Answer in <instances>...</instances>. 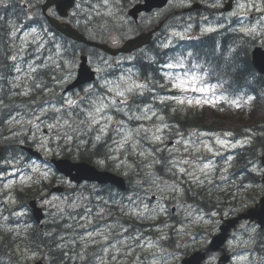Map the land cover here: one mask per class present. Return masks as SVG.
<instances>
[{"label": "rangeland", "instance_id": "1", "mask_svg": "<svg viewBox=\"0 0 264 264\" xmlns=\"http://www.w3.org/2000/svg\"><path fill=\"white\" fill-rule=\"evenodd\" d=\"M136 1L127 0L129 4H133ZM192 1L172 0L171 5L167 9L157 14L154 18L142 19L140 23L146 25L147 23L158 21L162 16H172L171 22L165 30L166 35L162 37L161 43L163 46L168 47L175 42V37L183 38L193 31L195 17L183 12ZM198 1H202L209 7L208 10L203 11L204 13L198 16L200 18L208 13V15H205L206 25L200 24L202 31L223 29L226 25L234 26L231 29L245 32L250 37L256 38L258 45L264 47V34H262L264 33V14L258 16L253 22L244 17L242 21H236V17L244 12L247 13V10L255 11L256 8L251 5L246 6L247 3L251 4L252 1L258 5L257 11L264 13L263 0H246L239 4L237 3L236 10L232 14H224L220 18L216 17L215 14H217L219 8V11L222 12V0ZM90 4L93 3L90 2ZM85 6L86 4L80 0L77 5L78 10L73 13L71 19L76 25H79L80 17H88V24L85 21L82 23L83 25H88V35H95L96 30L104 29L106 33L102 36L109 37L110 35L111 42L116 43L121 38L132 33V28L130 27H126L125 30L109 28L112 21L123 23L127 26L130 24L129 19L125 15L123 0H97L94 7L91 8L95 11L94 15H87L88 9L84 8ZM101 16L104 18H96ZM106 17L111 20H107ZM182 21L188 24L182 27L181 31H178L177 28H179ZM30 38H37L35 40L37 46L32 51L33 63L40 61L43 64L42 67L46 68L51 67L52 65L50 64L52 63H57L55 57L56 55L61 56L60 47L55 46V52L52 53L49 48L47 49L46 43L41 46L42 42L38 36L31 37L29 34H23L21 42L25 44ZM64 46L66 49L72 47L70 43H65ZM24 50L26 48H21L19 52L22 53ZM43 50H45L46 56H42ZM141 55L147 56L148 52L143 51L129 58L120 57L115 61H112L109 57L94 53V57L90 58L89 61L97 68L98 86L90 85L81 91L70 93L66 96L61 95L59 97L60 105L54 103L52 100L54 97L51 96L48 98L47 104L40 109L29 110L27 107H23L22 113L2 117L0 131H6L8 133L7 138L16 141V147L17 141H21L22 137H27L36 150L43 152L49 157L63 156L59 150V141H62L63 144H68V146L74 141L85 144L89 143V134L92 133L94 141H91L98 144L109 132H112L113 141L108 144L103 143V152L99 151L103 155L100 158L102 159L100 165L104 166L107 164L104 161H108L115 170L122 175H127L130 187L133 186L139 192H129L120 196L112 195V201L109 199L104 200L108 205L112 206V210L109 211L107 206L99 204L101 199L99 195L92 198V194L86 191L87 187H78L68 183L58 173L54 172L48 162L29 161L24 165V160L21 156L19 160L6 161L5 164H9V167H16V170L12 173L4 174L9 175L8 177L11 176V178L5 182H0V243L3 250V252L1 251L3 254L0 255V260L4 261L5 264H31L34 261L33 259L36 258L35 256H38L37 253H32L26 249H16L14 254L12 252L13 247L18 246L21 248L20 244H22L15 236L26 232L30 226L34 225L27 220L28 211L18 201L17 192L22 197L23 190L26 188L33 190L29 195L38 201L39 206L45 208L46 220L58 219L59 217L71 218L70 225L65 226L69 232L64 235H58V238L50 237L49 234L50 239L57 240L59 250L65 252L63 264H81L83 256L91 259L94 264L131 263L132 258L129 255L136 252L137 248L144 242L149 243L144 236L150 234L151 240L153 239V230L148 227V223L154 226L165 223L169 219L175 220L171 221L172 223L182 224L185 230L178 228L180 230L175 231L176 235L170 236L169 234L166 237V239L170 238L169 244L171 248L159 255L156 262L153 261L152 264H173L176 260L170 259V257L175 256L180 259L184 252L206 244L209 237L217 233L221 217H233V215L243 211L248 206H252L258 199L252 187H259L262 192L261 185L248 184L246 186L248 191H243L240 189V178H233L232 171H228L231 162L224 160L226 156H221L220 153L222 147L232 149L231 146L225 144V139L227 138L219 134L208 137L203 134L190 132L187 137L181 135L176 140L169 139L164 132L167 126L162 120L163 117L156 118L157 109L160 108L144 105L136 109L128 106V101L131 97L135 94H142L148 87L145 84V80H141L135 70L126 66L136 56ZM104 61H106V64H101ZM186 61V57L183 58L178 54L167 58L168 63L164 69L165 73H163L165 94L160 96V101H171L174 107L180 109L217 105L222 102L224 99L221 96L212 92L208 86L200 85L198 81L200 79L199 74L195 71L187 70ZM107 66H110L114 71V75L112 74L111 78L107 77ZM57 67V73L54 78L57 80L58 86L63 85L64 87L75 77L77 60L73 58V49H70L69 55L62 58V65ZM31 68L33 67L31 66ZM180 69L183 71H179ZM193 78H195V82L187 83L192 81ZM181 82H183L182 86ZM18 84V73L15 71L14 77L11 79V91L15 90ZM136 84L143 85V87L133 88L131 92L126 91L130 86ZM192 89L197 90L193 91ZM199 89H203V91ZM118 91H123L125 95L123 97L116 95ZM172 91L177 92L176 95L168 96ZM42 93L33 91L30 96V91L28 90L26 93L20 94L17 97V101L20 105L24 104L26 106L29 103L31 106H35L40 104V100L43 97ZM58 95H60V92ZM12 98L15 99L16 96H12ZM189 100L192 101L191 104L188 103ZM101 104L105 107L102 112L97 114L96 109ZM133 105L135 106L134 103ZM16 106L18 107V105ZM66 107L75 109L77 114L74 112L70 113L65 109ZM109 107L114 108L118 115L125 117L129 123L121 122L119 118L108 115ZM1 108H5L4 102L0 103ZM81 113L84 114L83 117ZM90 114L95 116L99 123H95L93 119H90ZM109 117L111 118L110 120ZM101 128L104 129L103 132ZM97 136L100 137L99 140H97ZM81 137H83V140H80ZM51 139H53V143L50 145ZM171 141H173L172 145L170 144ZM246 143L242 142V140L238 142L239 145ZM237 145L233 147L235 148ZM67 151H71V149L68 148ZM108 152L111 153V156L110 154L108 156ZM162 157L168 159L165 167L168 171L172 170L169 174L165 172L166 170L164 171L165 168L163 166H159V169L155 168L156 164L164 165ZM248 164H251L250 167L253 171L262 172L257 162L250 161ZM172 167L176 170H173ZM51 184H53L52 187L65 184L69 188L72 186L77 191L69 190L66 195L49 194L50 188L45 189L44 187H49ZM34 187L36 188L34 189ZM196 188H199L198 190L202 189L206 193L208 200L205 205L209 208L212 207L210 214L207 210H202L204 212L202 214L194 213L200 207L193 202L190 203L191 196L195 194V192L190 191ZM186 189L188 192L185 191ZM3 192H6L7 196H3ZM189 192L191 194H188ZM248 193L256 197L255 201L247 196ZM92 203L96 204V214L102 215L107 227L110 229L115 228L112 235L116 240H119L117 244L120 245L124 242L127 247H132L125 253L129 256L128 259L126 258L127 260L125 259V262L120 261L118 254L121 250L112 240L108 243L107 252L103 256L100 255V252L97 253L95 249L91 248L90 245L88 249L82 247L78 241L80 238L82 241L85 240L88 244H92L90 238H88L89 234L85 233V235H88H84L85 238L84 236L79 237L78 232L75 230L77 227L74 226V223L79 220V212L82 206L91 207ZM7 206L8 209L12 207L18 209L14 216L9 217V215H6ZM173 208L174 212H172ZM214 208H217L218 212H214ZM157 212L164 216L159 218V220L163 219L162 222L158 220L159 214ZM189 215L193 220H185L189 218ZM80 217L85 219V216L80 215ZM108 217L113 218L108 221ZM12 219L14 223L9 222ZM65 221L69 222L68 220ZM129 222L131 225H126L127 227L123 228L122 224ZM171 222L169 221L166 224L164 236L168 233L169 226H173ZM128 227H130L129 230ZM63 229L59 224H56L53 227L50 226L49 232H54L57 235ZM104 229L106 230L105 227ZM106 231L108 232V230ZM258 231L255 224L242 222L233 233L234 235L228 245L234 254L237 251L233 264H258V258L255 255H250L251 253H248L246 248L242 249L241 247L242 244L247 247L253 246L254 237L257 234H262ZM8 233L11 234L9 235ZM133 234L136 235L137 239H132ZM121 235H124V238ZM59 238L67 239L68 241L63 244ZM100 239L104 240L105 237L101 235ZM105 242L106 240L102 245ZM49 245H52V241L49 242ZM111 245L112 247L109 248ZM259 248L264 250L262 245ZM50 249L53 248L50 247ZM149 249L150 245H148L146 251ZM38 250L39 253L44 251L43 248ZM68 250H73L74 254H70ZM159 251L163 250L160 249Z\"/></svg>", "mask_w": 264, "mask_h": 264}, {"label": "trees", "instance_id": "2", "mask_svg": "<svg viewBox=\"0 0 264 264\" xmlns=\"http://www.w3.org/2000/svg\"><path fill=\"white\" fill-rule=\"evenodd\" d=\"M192 43L195 41L186 42V49L191 51V57L201 64L203 69L208 70L210 77H223L221 79L229 88H239L245 98H250V102L248 108H239L229 113L220 112L215 108H204V110L196 111L194 114L184 115L180 123L182 129H188L191 125L198 130L231 131L235 134L246 128L262 129L264 132V77L257 75L252 69L248 50L245 49L247 47L246 42L238 40L234 33H230L221 37L208 36L198 40L195 45ZM148 64L150 66L145 69ZM136 67L141 76L150 75L147 80L157 82V69L152 61L137 60ZM232 94H237V92H232ZM4 136L7 135H3V139H1L0 135V144H4V154L19 157L20 151L13 146L14 141H8ZM254 141L257 146L244 150L247 153L244 160L258 159V152L264 154V136H260ZM98 153V150L94 151L91 148L90 152H84L81 158L89 162L91 156H96L95 154ZM250 175L252 180L258 179L256 175L252 173ZM198 192L196 191V193ZM201 197L205 198L204 196ZM37 233L36 231L29 233V239L32 240Z\"/></svg>", "mask_w": 264, "mask_h": 264}, {"label": "water", "instance_id": "3", "mask_svg": "<svg viewBox=\"0 0 264 264\" xmlns=\"http://www.w3.org/2000/svg\"><path fill=\"white\" fill-rule=\"evenodd\" d=\"M56 7H57V11L60 14H64L63 10H65V8L62 5L57 3ZM51 24L56 26V24L53 22H51ZM64 34L79 42H83L90 46L102 49L105 52L112 54V55H116L119 52H123V53L130 52L131 50L137 47H140L141 45L146 44L150 40V34L141 35V36L136 37L133 40H129L120 49H111L103 44L89 42L82 35H79L78 33L70 30L69 28L65 29ZM81 60H82V63L78 70V78L76 82L70 88L81 85L86 82H90L93 80V73L90 72L89 69L85 66L86 58L82 57ZM252 62H253L254 67L257 68L259 72L264 74V51H262L260 48H255L252 53ZM53 163L59 172L63 173L65 176L69 177L71 180L75 182H80L82 180H88V181H96L99 183H111L120 189H124V182L121 178L114 176L112 174H109V173H100L96 171L93 167H90L85 163L72 164L67 160L53 161ZM262 163L264 164V158L262 159ZM263 182H264V177H263ZM34 214L37 220L41 218L39 210H35ZM240 219H251V220L256 219L261 226H264V197L260 201L259 209L249 210L246 214L239 216L237 220L234 219L233 221H231L228 226L230 227L233 226V224ZM227 230H228V227L222 229L223 233L217 238L220 242H218L215 239L212 244V249L217 248L218 245H220V243L222 242L224 238V233L227 232ZM200 258L201 256H199L198 254V255H195L192 259L186 260L183 263L184 264H198L197 261Z\"/></svg>", "mask_w": 264, "mask_h": 264}, {"label": "bare ground", "instance_id": "4", "mask_svg": "<svg viewBox=\"0 0 264 264\" xmlns=\"http://www.w3.org/2000/svg\"><path fill=\"white\" fill-rule=\"evenodd\" d=\"M162 36L158 37L154 44L151 46V50L154 52L155 54V57L156 58H159L163 55H168V56H171V55H174L177 53L178 49H179V43L178 42H174L172 43L171 45H169L168 47H162ZM136 62L137 61H134V65H136ZM150 66V64L146 65L145 66V69H147V67ZM152 67V66H151ZM112 74L114 75V72L112 71H107V77L110 78L112 76ZM150 75H145V76H142L143 79H147ZM48 87L50 89H55L56 86L54 83H49L48 84ZM6 93V92H5ZM5 93H1V95L5 94ZM2 138V137H1ZM90 142V141H89ZM92 148V144L91 143H85V144H82L81 146L78 147V152L80 153V155H83L84 152H90V149ZM102 153H98V154H95L96 156H91V160L92 161H95L97 156L98 155H101ZM88 158V157H87Z\"/></svg>", "mask_w": 264, "mask_h": 264}, {"label": "flooded vegetation", "instance_id": "5", "mask_svg": "<svg viewBox=\"0 0 264 264\" xmlns=\"http://www.w3.org/2000/svg\"><path fill=\"white\" fill-rule=\"evenodd\" d=\"M15 16H16V19L21 20L17 12H15ZM4 17H9V16H4V14L0 12V21ZM4 20L7 21L8 18H4ZM0 31H4V27L1 24V22H0ZM8 77H9V71H8V68L6 67L3 70V72H0V96H1V93L7 92L8 84L6 82H7Z\"/></svg>", "mask_w": 264, "mask_h": 264}, {"label": "snow or ice", "instance_id": "6", "mask_svg": "<svg viewBox=\"0 0 264 264\" xmlns=\"http://www.w3.org/2000/svg\"><path fill=\"white\" fill-rule=\"evenodd\" d=\"M170 67H171V65H170ZM193 82H195V78H193L192 81H188L187 83L191 84V83H193ZM182 84H183V82H181V86H182ZM142 87H143V85H138V84H136V85L130 86L126 91L131 92V91H133V88H142ZM192 90H193V91H196L197 89H192ZM199 90H200V91H203V89H199ZM116 95L123 97V96L125 95V93H124L123 91H118V92L116 93ZM181 103H183V101H181ZM188 103L191 104L192 101L189 100ZM104 107H105V106H104L103 104H101L99 107H97V109H96L97 114H99L100 112H102ZM90 119H93L95 123H99V120H97V119L95 118V116H92L91 114H90ZM110 119H111V118L109 117V120H110ZM101 131L103 132L104 129L101 128ZM99 139H100V137L97 136V140H99ZM126 139H127V138H126ZM157 139H159V137H157Z\"/></svg>", "mask_w": 264, "mask_h": 264}]
</instances>
